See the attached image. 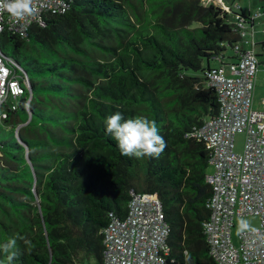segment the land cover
I'll return each mask as SVG.
<instances>
[{
    "label": "trees",
    "instance_id": "16d2710c",
    "mask_svg": "<svg viewBox=\"0 0 264 264\" xmlns=\"http://www.w3.org/2000/svg\"><path fill=\"white\" fill-rule=\"evenodd\" d=\"M61 1L69 7L44 13L24 37L0 33L31 93L29 111L26 88L1 106L15 103L0 119L12 127L0 137V245L17 237L12 264H104L103 229L125 217L133 189L162 203L167 264H216L202 231L212 167L186 132L217 113L206 70H227L235 45L257 55L255 76L264 67V41L244 38L255 18L232 11L243 15L238 26L211 0ZM116 112L156 121L164 151L122 155L106 132Z\"/></svg>",
    "mask_w": 264,
    "mask_h": 264
},
{
    "label": "built area",
    "instance_id": "2783aa9c",
    "mask_svg": "<svg viewBox=\"0 0 264 264\" xmlns=\"http://www.w3.org/2000/svg\"><path fill=\"white\" fill-rule=\"evenodd\" d=\"M213 3L232 12L221 0ZM33 7L35 15L23 19L0 11V29L24 37L32 25H44V13L63 12L69 5L61 0H33ZM259 14L256 11L249 16L256 18ZM232 16L236 25L243 26V15L236 12ZM241 35H245L243 31ZM234 51L238 58L228 62L227 70L223 66L206 70V85L217 97V113L193 126L186 135L203 142L212 167L205 174L211 191L206 203L209 214L202 223L209 255L216 264H264V98L261 106L254 108L252 97L259 59L251 50L238 51L237 45ZM24 88L29 91L24 108L29 111L28 76L0 47V119L6 117L7 109L15 108V103L5 109L1 106ZM22 125H16V134ZM237 133L244 135L242 152L234 151ZM129 194L125 217H114L103 229V263L167 264L169 225L160 199L133 189ZM245 214L258 215L259 225L239 232L235 242L231 236L233 219Z\"/></svg>",
    "mask_w": 264,
    "mask_h": 264
},
{
    "label": "clouds",
    "instance_id": "9594fccd",
    "mask_svg": "<svg viewBox=\"0 0 264 264\" xmlns=\"http://www.w3.org/2000/svg\"><path fill=\"white\" fill-rule=\"evenodd\" d=\"M3 10L18 19L34 16L36 12L33 0H0V11ZM106 132L115 139L122 155L137 159L158 157L167 146L164 138L159 134L156 121L144 116L124 119L120 112H116L107 117ZM249 228L250 224L247 220L239 219L238 231ZM16 246L17 237H11L0 245V251L6 254L8 264H12L17 258Z\"/></svg>",
    "mask_w": 264,
    "mask_h": 264
},
{
    "label": "rangeland",
    "instance_id": "374dc122",
    "mask_svg": "<svg viewBox=\"0 0 264 264\" xmlns=\"http://www.w3.org/2000/svg\"><path fill=\"white\" fill-rule=\"evenodd\" d=\"M214 1V0H212ZM223 4H226L228 7L231 8V11H238L239 8L244 12V14L254 13L256 11H260V16H257L254 19V24L252 29L249 28L248 32L246 33V36L244 38H247V40L257 43L260 40H264V0H221ZM205 3L206 0H203ZM216 2V0H215ZM230 13V12H229ZM231 14V13H230ZM246 46H250V44H245ZM232 50L230 47L226 48L225 56L229 54ZM225 60H227L225 58ZM211 64L214 65L215 62L211 61ZM189 73H193L192 71H188ZM199 74V72H196ZM264 98V69L261 68L257 71L255 76V86H254V95H253V107L258 108L261 105V101ZM12 127L8 124L2 123L0 121V137H6L8 138L10 136ZM244 141V135L242 133H237L234 135V151L235 152H242V146ZM210 170V168H207V171ZM245 219L249 222L250 228H255L259 225V217L256 214H245L236 216L233 219V225L231 227V236L233 238V241L236 242V236L239 232L238 231V221L239 219ZM249 228V229H250ZM247 230V229H245ZM92 263L93 260L91 259ZM80 264H86L80 263Z\"/></svg>",
    "mask_w": 264,
    "mask_h": 264
},
{
    "label": "crops",
    "instance_id": "0c3cea01",
    "mask_svg": "<svg viewBox=\"0 0 264 264\" xmlns=\"http://www.w3.org/2000/svg\"><path fill=\"white\" fill-rule=\"evenodd\" d=\"M260 41H264V40H260ZM260 41H258V42H260ZM259 48V47H258ZM260 58V57H259ZM261 58H263V57H261ZM261 68H263L264 69V67L263 66H259V69H261ZM258 69V70H259ZM261 106V105H260Z\"/></svg>",
    "mask_w": 264,
    "mask_h": 264
}]
</instances>
